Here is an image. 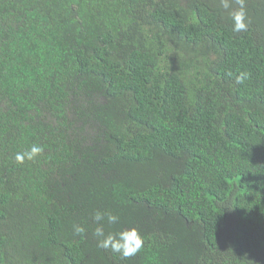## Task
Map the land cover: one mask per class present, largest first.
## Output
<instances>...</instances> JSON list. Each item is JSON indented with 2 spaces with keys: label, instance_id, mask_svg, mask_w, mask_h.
I'll return each instance as SVG.
<instances>
[{
  "label": "trees",
  "instance_id": "16d2710c",
  "mask_svg": "<svg viewBox=\"0 0 264 264\" xmlns=\"http://www.w3.org/2000/svg\"><path fill=\"white\" fill-rule=\"evenodd\" d=\"M228 11L0 0V264H264V0L245 32ZM101 224L144 247L98 248Z\"/></svg>",
  "mask_w": 264,
  "mask_h": 264
},
{
  "label": "clouds",
  "instance_id": "9594fccd",
  "mask_svg": "<svg viewBox=\"0 0 264 264\" xmlns=\"http://www.w3.org/2000/svg\"><path fill=\"white\" fill-rule=\"evenodd\" d=\"M237 5L232 8V4ZM222 7L228 11V16L232 21V31L235 33L245 32L248 30V18L246 12V0H220ZM232 76V72L227 73ZM248 74L241 72L235 77L236 83H242ZM43 148L33 144L29 150L18 152L14 155L17 164H24L27 161H34L38 156L43 153ZM93 220L96 222L107 221L109 225H114L119 221V216L112 212L102 213L96 211L93 213ZM73 232L75 235L85 233V228L80 225H73ZM93 235L97 238V247L104 250L111 251L113 254L118 255L121 260H126L135 256L144 247V238L139 229L123 228L115 232H105L103 224L96 227Z\"/></svg>",
  "mask_w": 264,
  "mask_h": 264
}]
</instances>
